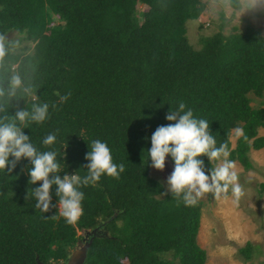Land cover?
Returning a JSON list of instances; mask_svg holds the SVG:
<instances>
[{
    "label": "trees",
    "instance_id": "obj_1",
    "mask_svg": "<svg viewBox=\"0 0 264 264\" xmlns=\"http://www.w3.org/2000/svg\"><path fill=\"white\" fill-rule=\"evenodd\" d=\"M228 1L239 8V0ZM203 10L199 0H0V122L48 103V118L23 132L38 151L57 153L61 176L87 175L85 155L97 139L113 163L125 165L119 179L104 174L80 187L83 214L73 224L58 207L48 213L35 207L32 188L42 182H29V161L0 170V264H36L35 257L60 264L93 228L100 234L83 264H204L196 242L200 205L178 204L149 175L150 138L183 102L194 118L208 121L217 147L227 144L228 159L249 168L248 150L264 146L256 136L264 108L251 107L247 96L264 90V36L252 27L217 31L200 36L194 48L186 22ZM255 15L264 17V7ZM13 31L21 38H4ZM22 39L25 45L17 46ZM14 76L20 79L15 89ZM56 92L70 96L61 102ZM236 127L247 139L236 138L231 148ZM48 134L56 135L52 145L42 143ZM198 159L205 174L214 168L207 157ZM50 194L55 204V186ZM251 249L246 242L239 252L248 258Z\"/></svg>",
    "mask_w": 264,
    "mask_h": 264
},
{
    "label": "clouds",
    "instance_id": "obj_2",
    "mask_svg": "<svg viewBox=\"0 0 264 264\" xmlns=\"http://www.w3.org/2000/svg\"><path fill=\"white\" fill-rule=\"evenodd\" d=\"M4 56L3 43L0 42V58ZM13 89L20 86L19 77L14 76L11 81ZM3 93L0 92V95ZM55 95L64 102L70 96ZM52 107L55 109L56 105ZM49 104H34L31 112L19 110L9 122H0V170L11 172L21 158L29 161L31 167L26 168L29 182L33 185L42 182L39 187L32 188L31 195L35 197V207L44 213L58 207L59 216L68 224L75 223L83 214L81 201L84 194L81 186L94 185L101 176L119 179L125 171L124 163L115 164L110 149L100 140L91 142V150L86 153L87 175L81 177L67 172L61 176L60 164L57 162L55 151L40 152L30 142V136L25 135L23 129L30 122L42 123L48 118ZM165 119L171 123L156 128L150 141L148 152L151 166L156 170H163L165 157L171 156L174 170L167 178V192L177 199L178 204L195 206L205 194L211 193L214 198H227L229 191L235 202L244 195L243 188L238 182V173L234 161L228 159L230 155L227 144L216 146V140L211 134L209 123L205 119H196L193 111H185V104L179 103L176 110H170ZM19 122V125L17 124ZM235 138L245 136L241 127L234 130ZM56 141L55 134H48L42 141L44 145H52ZM67 147V144L64 148ZM65 153H63L64 158ZM13 157L9 160V157ZM205 156L208 161H219L214 168L205 174L204 161L198 157ZM55 186L57 201L52 203L50 189ZM167 194V193H163ZM28 198V193L25 199ZM55 218V217H53Z\"/></svg>",
    "mask_w": 264,
    "mask_h": 264
},
{
    "label": "rangeland",
    "instance_id": "obj_3",
    "mask_svg": "<svg viewBox=\"0 0 264 264\" xmlns=\"http://www.w3.org/2000/svg\"><path fill=\"white\" fill-rule=\"evenodd\" d=\"M204 4V10L194 20L186 22V37L194 47H199L200 36H209L217 31L227 35L252 27L264 36V17L255 13L264 7V0H239V8L229 4L228 0H199ZM22 34L13 31L4 36L5 39L16 40ZM21 40L17 46L25 45ZM249 105L253 108H264V90L260 96L247 94ZM230 130L229 141L232 148L235 144L234 130ZM256 136L264 137V126L256 129ZM250 167L245 169L234 161L244 195L238 202L234 201L231 191L227 198L216 199L207 194L200 198L199 226L196 242L205 252L204 264H264V189L259 184L264 183V146L259 149H249L247 152ZM215 167L219 161H212ZM174 166L165 157L163 170L149 168V175L158 180L167 191V178L173 172ZM89 231V230H87ZM89 232L84 231L72 249L82 244ZM248 242L251 254L248 258L242 256L239 249Z\"/></svg>",
    "mask_w": 264,
    "mask_h": 264
},
{
    "label": "water",
    "instance_id": "obj_4",
    "mask_svg": "<svg viewBox=\"0 0 264 264\" xmlns=\"http://www.w3.org/2000/svg\"><path fill=\"white\" fill-rule=\"evenodd\" d=\"M89 233H86V239H82V244L78 246L77 248L73 249L66 260L60 264H83L86 256V249L89 246L91 239L94 235H99L100 232L97 231L96 228H93L92 230L86 231ZM78 241V240H77ZM77 244V243H76ZM35 263L36 264H45L37 259L35 257Z\"/></svg>",
    "mask_w": 264,
    "mask_h": 264
},
{
    "label": "bare ground",
    "instance_id": "obj_5",
    "mask_svg": "<svg viewBox=\"0 0 264 264\" xmlns=\"http://www.w3.org/2000/svg\"><path fill=\"white\" fill-rule=\"evenodd\" d=\"M82 240V239H81Z\"/></svg>",
    "mask_w": 264,
    "mask_h": 264
}]
</instances>
